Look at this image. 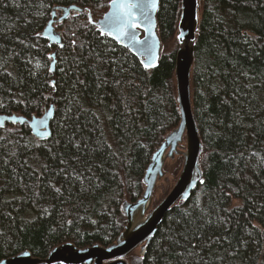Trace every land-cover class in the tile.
<instances>
[{"label":"trees","instance_id":"1","mask_svg":"<svg viewBox=\"0 0 264 264\" xmlns=\"http://www.w3.org/2000/svg\"><path fill=\"white\" fill-rule=\"evenodd\" d=\"M109 1L0 0V63L11 73L0 75V113L30 119L50 104L49 54L54 46L39 33L52 7L76 4L97 19ZM200 7L191 98L203 143L204 181L189 200L170 209L146 255L132 254L127 264H264V0H201ZM179 13L180 0H160L157 22L163 47L158 66L151 70L100 35L85 13L57 25L64 46L56 51L50 139L36 140L25 124L0 129V259L23 250L44 258L65 242L107 246L122 231L121 202L141 195L153 151L180 119L175 49L163 51L176 42ZM90 53H99V58ZM77 60L83 61L79 67ZM77 78L84 84L73 88ZM70 104L73 116L82 107L100 117L80 116L78 137L88 142L90 155L67 146L76 125L75 119H65ZM98 141L111 148L93 153ZM60 159L69 170L92 179L66 182L63 175L54 176L65 167ZM49 181L62 188L63 196L47 187ZM202 209L212 214V226L197 232L199 220H193L186 227L191 217L184 214L199 217ZM182 232L190 239L184 240ZM173 239L179 243L172 244ZM185 247L194 254L178 256Z\"/></svg>","mask_w":264,"mask_h":264},{"label":"water","instance_id":"2","mask_svg":"<svg viewBox=\"0 0 264 264\" xmlns=\"http://www.w3.org/2000/svg\"><path fill=\"white\" fill-rule=\"evenodd\" d=\"M200 2L201 0H180V13L175 36L178 47L175 51L174 68L176 104L180 119L178 124L163 137L153 151L141 180L144 187L141 195L135 200L124 198L121 202L120 211L124 217L122 231L107 246L95 243L91 246L77 247L72 242H65L53 247L44 258L35 257L30 251L23 250L16 255L0 259V264H127L126 258L137 250L138 255L143 258L158 227L170 209L180 202L189 200L194 189L201 184L200 181H204L201 168L203 143L193 113L191 98V73L199 29ZM110 4L111 0L108 3L106 12L97 19H94L88 8L76 4L55 5L52 7L51 17L40 32L42 38L49 41L50 45H54L51 56L55 55L56 59L55 62L51 60L49 64V69H53L50 71L53 77L51 82H55L56 51L58 48H62L61 45L64 46L62 33L56 29V25L62 23L71 15L77 16L85 13L88 21L89 15L91 16L94 23L90 24L100 34L106 14L113 11ZM159 6L160 0H158L155 10L150 14L151 24H145L136 30L139 39H147L154 45L153 50L156 60L153 67L145 69L141 61L147 59L146 55L137 52L136 47L131 45L125 47V44L128 43L126 40L118 41L112 36L102 35L127 49L136 57L145 70L156 68L161 57L163 45L157 22ZM58 12H60L59 15ZM145 28L150 30L145 31ZM54 92L55 88H53L48 109L40 116H32L30 120L16 113H0V118H4L0 129L5 128L7 125H23L26 123L31 135L36 140L50 139L51 122L55 114ZM12 117H15L16 120L13 121ZM41 133H49L50 135L44 138ZM177 157L182 158L178 177L171 190L157 204L153 205L157 184L166 174L164 171L165 164L167 162L172 163Z\"/></svg>","mask_w":264,"mask_h":264},{"label":"snow or ice","instance_id":"3","mask_svg":"<svg viewBox=\"0 0 264 264\" xmlns=\"http://www.w3.org/2000/svg\"><path fill=\"white\" fill-rule=\"evenodd\" d=\"M158 0H111L110 7L113 11H111L109 14H106L104 18V23L100 29V34L101 35H106V36H112L114 39L118 41H124L126 40L128 43L125 44V47H128L129 45L136 47L137 52H141L146 55L147 59L142 60L141 63L143 64L145 69L151 68L154 66V62L156 60V55L154 52V45L149 42V40L144 39L141 40L137 36L136 30L145 24H151L150 20V14L153 10H155L157 6ZM89 23H94L91 20V16L89 15ZM149 28H145V31H149ZM19 43L24 44L23 40H20ZM73 47H76L75 41L72 42ZM25 47H29V45H25ZM34 47V45H33ZM63 47V45H61ZM81 50L83 49V44L79 45ZM18 55V54H17ZM89 57H94V58H99V53H90ZM89 57H85V60L88 59ZM50 60L55 62V55H52L49 57ZM103 62V61H101ZM27 63H31V60L27 61ZM83 63V61H76V67H79V64ZM3 64L0 63V75H7L11 76V73H8L6 71H3ZM53 69H49V71H52ZM61 72H64L65 69L63 67L60 68ZM31 74V70H30ZM99 79V77H97ZM84 84V81L79 80L77 78L76 81L73 83V88L76 87V84ZM107 83V81H105ZM118 84L119 81H116ZM51 86L55 88V82H51ZM99 86V85H98ZM49 97H45L47 100ZM3 104L0 102V107H2ZM79 114L78 115H71L73 112V106L70 104L69 107L66 109L65 112V119L66 120H73L75 119L76 125H75V130L72 132L71 135L68 136L67 138V146H70L73 149H76L77 152L83 151L85 155H90L91 153L88 152V142L87 141H81L78 137V131H79V121H80V116L81 115H91L95 121H99L100 117L96 115V113L91 112L89 109H84V108H79L78 109ZM13 121L16 120L15 117L11 118ZM109 120H112L113 117H108ZM4 118H0V126L3 124ZM68 125H62V127H67ZM87 127V125H85ZM50 135L49 133H41V136L44 138H47V136ZM59 143V141H57ZM40 145H36V147H39ZM107 147L108 149L111 148V145H105L103 142L98 141L95 145V147L92 149L93 153H99L103 154L104 148ZM49 152H51V148L48 149ZM255 155V154H253ZM15 157V154H13V158ZM55 158V157H54ZM75 162L79 163V156H74L72 158ZM8 163L7 160L4 161V164L6 165ZM27 164V161L24 162ZM59 163L61 165H65V167H62L59 169V171H54L53 175L54 176H61L63 175L64 179L66 182H71V181H83L84 179H92V176L86 175L85 173H77L74 169L69 170L66 162L63 159L59 160ZM102 168V165H100ZM43 168L47 172L49 170V166L47 164L43 165ZM35 171V170H34ZM86 172H91V169H86ZM39 179V177H37ZM200 183H203V180L200 181ZM47 187H50L53 192L56 194L57 197L63 196V191L61 187H56L54 183H51L50 181L47 183ZM81 191H84L83 188H81ZM37 195H39L37 193ZM8 203V202H5ZM45 211H47L45 209ZM187 217H191V219H188L185 221V226L191 225L193 220H199V223L197 224L196 231L201 232L204 227L212 226L213 220H212V214L211 213H204L203 209L201 210V214L199 217L193 216L191 212H186L184 214ZM204 217H207L206 219ZM218 223H225V221L221 220L220 218H217ZM70 223V221H69ZM179 224L180 222L177 221ZM251 235V232L248 233ZM181 237L184 240H189L190 237L188 236L187 233L182 232ZM193 239H199L198 236H193L191 237ZM224 239H227V237H224ZM172 244H178V240L173 239L171 241ZM191 248H195L196 245H190ZM161 251H164L163 249ZM185 254H188L189 256L193 255L194 253L189 251L188 247H185L184 252L178 253V256L183 257ZM200 264H203V261H200Z\"/></svg>","mask_w":264,"mask_h":264},{"label":"rangeland","instance_id":"4","mask_svg":"<svg viewBox=\"0 0 264 264\" xmlns=\"http://www.w3.org/2000/svg\"><path fill=\"white\" fill-rule=\"evenodd\" d=\"M177 47H178L177 43L175 41H172L171 43H168L164 46L163 51H165V53H169L174 49L176 51ZM181 163H182V158L177 157L172 163L167 162L165 164L164 171L166 174L165 177L160 181V183L157 184L156 190L154 192L153 203L157 204L171 190L178 177ZM133 255H138V250L133 252ZM130 257L133 258L132 254L128 257V259Z\"/></svg>","mask_w":264,"mask_h":264},{"label":"bare ground","instance_id":"5","mask_svg":"<svg viewBox=\"0 0 264 264\" xmlns=\"http://www.w3.org/2000/svg\"><path fill=\"white\" fill-rule=\"evenodd\" d=\"M59 14H60V12H59ZM59 14H58V15H59ZM58 15H57V16H58ZM66 20H67V19H66ZM63 22H64V21H63ZM63 22H62V23H63ZM58 24H61V23H58ZM58 24H57V25H58ZM57 25H56V29H58V28H57ZM58 30H59V29H58ZM41 31H42V30H41ZM41 31H40V32H41ZM39 34H40V33H39ZM40 36H41V35H40ZM41 37H42V36H41ZM43 39H44V38H43ZM47 43H48L49 46H54V45H50V44H49V41H47ZM51 54H52V52L49 54V57L51 56ZM49 72H50V71H49ZM51 96H52V95H51ZM50 102H51V101H50ZM49 105H50V104H49ZM48 107H49V106H48ZM48 107H47L46 109H48ZM46 109H45V110H46ZM43 113H44V112H43ZM11 114H12V113H11ZM31 118H32V117H31ZM31 118H30V119H31ZM27 119H28V118H27ZM30 119H29V120H30ZM23 125H24V124H23ZM25 125H27V124L25 123ZM46 140H47V139H46Z\"/></svg>","mask_w":264,"mask_h":264}]
</instances>
